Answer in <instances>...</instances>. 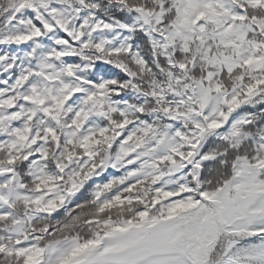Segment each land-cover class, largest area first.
<instances>
[{"label": "snow or ice", "instance_id": "obj_1", "mask_svg": "<svg viewBox=\"0 0 264 264\" xmlns=\"http://www.w3.org/2000/svg\"><path fill=\"white\" fill-rule=\"evenodd\" d=\"M0 264H264V0H0Z\"/></svg>", "mask_w": 264, "mask_h": 264}]
</instances>
